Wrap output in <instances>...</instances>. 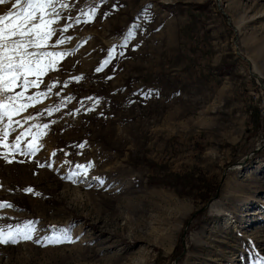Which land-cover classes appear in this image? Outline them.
<instances>
[{
  "label": "rangeland",
  "instance_id": "1",
  "mask_svg": "<svg viewBox=\"0 0 264 264\" xmlns=\"http://www.w3.org/2000/svg\"><path fill=\"white\" fill-rule=\"evenodd\" d=\"M56 9L44 50L66 54L26 94L55 87L8 129L9 144L31 129L25 152L45 134L35 155L0 156V200L14 205L0 208V227L35 221L34 239L68 229L74 242L0 245V264H264V0Z\"/></svg>",
  "mask_w": 264,
  "mask_h": 264
},
{
  "label": "snow or ice",
  "instance_id": "2",
  "mask_svg": "<svg viewBox=\"0 0 264 264\" xmlns=\"http://www.w3.org/2000/svg\"><path fill=\"white\" fill-rule=\"evenodd\" d=\"M6 0H0V4L5 3ZM57 0H15L12 4V9L6 15H0V121L7 118L8 123L4 126L2 134H0V147L5 151L0 153L6 162L12 163L15 159L14 153L20 152L23 155H35L41 147L39 138L45 134L32 133V139L27 143L25 152L21 148L22 138L26 133H31V129H25L20 135L15 137L13 143H8L9 131L13 124L20 125L21 120L14 119L15 116H20L26 112L29 107L39 102L41 97H46L48 92H51L55 87V82L46 85L47 92H37L32 95H27L29 88H39L42 83L41 77L46 74V70H54L58 62V58H63L66 54L60 51H46L49 47V41L55 35L56 30L53 24L59 18V12L56 9ZM61 7L67 5L61 4ZM95 9L84 15L88 17L84 22H90L94 19ZM7 21V23H6ZM79 23V20L77 21ZM70 25H65L62 31L66 32ZM129 35H133L130 31ZM66 39H57V45L64 44ZM127 42V41H125ZM115 54L114 49L109 50V57ZM109 59H105L99 67L97 72L103 71V68L109 63ZM35 77V79H30ZM79 80L81 77H74ZM65 86L67 81L64 82ZM21 89L16 91V89ZM88 99H91L89 97ZM59 107L47 109L48 114L52 111H58ZM31 116H23L22 119L27 122L32 119ZM44 129L48 128L45 124ZM78 147L83 148L84 144ZM12 155V159L9 156ZM52 155H55L53 153ZM23 162V161H20ZM40 167H45L40 164ZM51 167V165H48ZM94 165L89 162L87 165L77 164L76 168L79 172H70L66 179L76 182L74 177L79 175H87L89 169ZM103 183L101 178H96ZM25 192H30L35 195L34 190L29 187L24 189ZM14 205L9 201L0 200V208H12ZM35 221H25L23 225L17 224L15 227L7 225L0 227V245H16L20 241H34L36 244L47 246L49 244L56 245L65 242H74L68 229H61L54 232L51 236L43 238H35L34 234L36 228Z\"/></svg>",
  "mask_w": 264,
  "mask_h": 264
},
{
  "label": "trees",
  "instance_id": "3",
  "mask_svg": "<svg viewBox=\"0 0 264 264\" xmlns=\"http://www.w3.org/2000/svg\"><path fill=\"white\" fill-rule=\"evenodd\" d=\"M149 183H151V184H155L154 181H150ZM206 187H207V188H205L206 191H209V189H210V190H211V189H212V190L215 189L214 186H213V184H211V183L207 184ZM198 216H200V214H199ZM198 216H197V217H198Z\"/></svg>",
  "mask_w": 264,
  "mask_h": 264
},
{
  "label": "water",
  "instance_id": "4",
  "mask_svg": "<svg viewBox=\"0 0 264 264\" xmlns=\"http://www.w3.org/2000/svg\"><path fill=\"white\" fill-rule=\"evenodd\" d=\"M217 195V194H216ZM216 195H215V197H216ZM214 197V198H215ZM207 206H208V204H205L200 210H199V212H201V211H204L206 208H207Z\"/></svg>",
  "mask_w": 264,
  "mask_h": 264
}]
</instances>
